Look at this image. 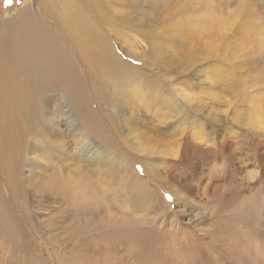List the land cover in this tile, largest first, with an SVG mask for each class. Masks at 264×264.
Instances as JSON below:
<instances>
[{
    "label": "rangeland",
    "instance_id": "rangeland-1",
    "mask_svg": "<svg viewBox=\"0 0 264 264\" xmlns=\"http://www.w3.org/2000/svg\"><path fill=\"white\" fill-rule=\"evenodd\" d=\"M37 1L0 0V22L37 9ZM134 1L115 14L126 17L122 25H100L122 65L138 76L118 85L128 118L120 126L126 153H115L122 162L147 163L143 190L160 202L153 208L137 197L107 214L152 220L142 239L158 237L161 251L139 257L128 249L132 239L115 242L99 232L89 241L55 240L64 234L52 225L62 217L54 214L59 203L33 197L29 215H19L24 239L17 228L13 244L0 232V264H264V0ZM110 107L101 103L97 111L118 119ZM85 154L86 167L98 163ZM166 177L179 179L176 192H159ZM256 190L261 226L217 216L219 196L241 203ZM170 194L178 196L168 200Z\"/></svg>",
    "mask_w": 264,
    "mask_h": 264
},
{
    "label": "bare ground",
    "instance_id": "bare-ground-1",
    "mask_svg": "<svg viewBox=\"0 0 264 264\" xmlns=\"http://www.w3.org/2000/svg\"><path fill=\"white\" fill-rule=\"evenodd\" d=\"M135 3L39 0L37 9L23 10L10 24L0 22V232L11 235V243L16 241L12 235L16 228L23 238L26 226L19 215H29L30 200L37 197L59 203L52 212L62 217L53 219L52 225L64 234L55 240L89 241L94 235L89 240L87 236L99 232L115 242L132 239L135 246L128 249L139 257L161 251L158 237L143 240L153 231L147 227L155 224L152 220L122 210L121 216L107 214L111 207L133 205L137 197L143 196L142 202L153 208L160 202L159 196L144 193L142 178L151 171L147 163L122 162L116 156L126 153L120 126L128 118L122 109L125 89L118 85L138 76L136 69L122 65L100 25L119 27L126 17L115 14H120L121 6ZM128 69L132 74H126ZM101 103L111 106L118 119H104L97 111ZM86 150L91 162L98 163L85 166ZM140 167L143 177L135 171ZM133 171L136 176L130 182L128 173ZM179 184V179L166 177L156 186L169 194ZM259 193L256 190L241 203L235 195L219 196L217 216L231 213L234 225L242 220L261 226L256 216Z\"/></svg>",
    "mask_w": 264,
    "mask_h": 264
},
{
    "label": "snow or ice",
    "instance_id": "snow-or-ice-1",
    "mask_svg": "<svg viewBox=\"0 0 264 264\" xmlns=\"http://www.w3.org/2000/svg\"><path fill=\"white\" fill-rule=\"evenodd\" d=\"M6 2H11V0H6ZM167 199H168V200H171L172 197H171V196H168Z\"/></svg>",
    "mask_w": 264,
    "mask_h": 264
}]
</instances>
